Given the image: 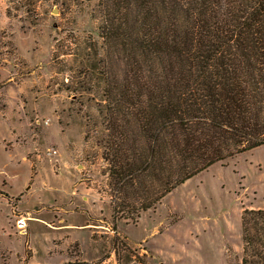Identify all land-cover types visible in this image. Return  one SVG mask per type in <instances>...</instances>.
I'll list each match as a JSON object with an SVG mask.
<instances>
[{"label": "rangeland", "instance_id": "rangeland-1", "mask_svg": "<svg viewBox=\"0 0 264 264\" xmlns=\"http://www.w3.org/2000/svg\"><path fill=\"white\" fill-rule=\"evenodd\" d=\"M6 2L4 13L11 21L6 25L0 21L1 54L7 59L0 64L18 67L15 75L10 73L12 66L5 70L7 91L9 96L28 97L36 134L27 151L28 163L22 155L27 143L9 147L3 141L9 128L1 126L0 181L7 178L12 194L23 187L29 172L35 184L25 194L2 196L20 211H33L34 217L45 212L58 217L72 212L76 217L84 213L88 195L104 211L100 216L110 229L97 236L102 242L99 259L77 257L62 264H242L241 216L245 208H264V145L212 164L144 211L137 222L119 218L115 226L107 219L114 191L102 145L109 132L106 110L102 111L107 100L103 77L110 73L113 60L102 57L99 0ZM10 26L27 35L32 31L33 38L25 39L37 51L33 69L19 57ZM23 47L30 55L26 43ZM37 117L48 123L38 124ZM53 149L57 153L49 155ZM12 210L11 204H0V264H35L30 238L42 249L36 256L46 258L44 240L50 234V245L52 238L59 242L54 230L63 220L52 218L48 226L30 220L28 233L23 234L13 223ZM71 251L81 252L78 242ZM48 259L57 262L60 256Z\"/></svg>", "mask_w": 264, "mask_h": 264}, {"label": "trees", "instance_id": "trees-1", "mask_svg": "<svg viewBox=\"0 0 264 264\" xmlns=\"http://www.w3.org/2000/svg\"><path fill=\"white\" fill-rule=\"evenodd\" d=\"M98 6L103 61L113 60L102 145L116 226L212 164L264 145V0ZM241 224L242 264H264V208H245Z\"/></svg>", "mask_w": 264, "mask_h": 264}, {"label": "crops", "instance_id": "crops-1", "mask_svg": "<svg viewBox=\"0 0 264 264\" xmlns=\"http://www.w3.org/2000/svg\"><path fill=\"white\" fill-rule=\"evenodd\" d=\"M0 21H3L5 25L7 23L10 24L9 22L11 21V18L8 15H5L4 13V4L2 2L0 5ZM11 29L19 57L22 58L28 68L33 69V66L36 65L37 62V51L34 50L33 46L30 47L32 41L29 42V40L25 39H28V37L33 38L32 31L31 34L28 33L27 35L26 31L16 26H10V30ZM25 43L28 49L30 50V55H26L22 50L24 48L23 45L25 46ZM0 46V51L1 53H3L4 50L2 49V45ZM4 55H0L1 60H7ZM9 66H12V69H10V73L15 75L17 73L18 67L13 64ZM9 66L4 65L3 63L0 64V100H3V102H5L4 104L2 103V105L0 106V129L3 125L9 128L10 135H3V141L6 142L9 147H24L22 144L27 143L25 145V150L22 155L23 158L28 163H30V159L27 157V153L29 152L28 150L33 147V139L34 135L36 134L34 127L31 125V117L33 115V110H31L27 104V96H9L5 80V76H7L5 70ZM27 137L29 139H27ZM35 179L37 180V176ZM8 184L9 182L6 177H4V179L0 181V204L6 207H9L10 203L6 201L5 198L2 196L4 194L2 192H7L9 195H19L21 193L25 194L32 189L35 183H31V173L29 172L25 184L19 190L18 193H10V189L8 190ZM29 186H31V188H29ZM86 188L88 191L93 190L92 187L86 186ZM20 206L23 207L22 203L20 204ZM84 206V213L82 214L81 212V214L76 217H72L75 216L72 212H66L63 217L49 215L45 212L43 213V216H35L34 218L36 219H31L40 221L46 226H48L47 224L50 223V219L52 218H54L55 222L60 220H63L64 222L54 230L55 236L58 237L59 242H55V238H52L53 244L50 245V234L48 235V239L44 240V244L46 246L44 252L48 255L46 258H38L36 256L37 252H42V249L35 248L32 239L30 238V247L32 248V259L34 258L36 260L35 264H62L63 262L73 260L77 257H81L83 260L86 261H93L101 257L102 242L100 238L98 239L97 236L98 234L102 233L104 229L109 231L110 229L107 225L108 223L103 222V218L100 216L102 215V213H104V211H102V209L98 205H95L92 201H90L88 195L84 196ZM40 212L41 210H39L37 214H39ZM107 219H113L112 205L111 208H109V211L107 212ZM85 235L86 237H84ZM75 242H78L80 245V253H73L71 251V246ZM57 255L60 256V259L57 262H53L48 259L50 256Z\"/></svg>", "mask_w": 264, "mask_h": 264}, {"label": "built area", "instance_id": "built-area-1", "mask_svg": "<svg viewBox=\"0 0 264 264\" xmlns=\"http://www.w3.org/2000/svg\"><path fill=\"white\" fill-rule=\"evenodd\" d=\"M0 2H2L3 4H6L7 5L6 0H0ZM1 30H0V36H2V34H3V31H1ZM0 50H1V46H0ZM5 51H7V50H5ZM0 55H1V51H0ZM42 121L44 123H48V120H46L44 118H42V119L39 118V117L36 118V122L38 124H41ZM56 153H57V150L56 149H53V150H49L48 151V154L49 155H53V154H56ZM8 202L10 203V201H8ZM10 204H11V206L13 208L12 215H11L12 216V220L14 221L13 223L15 224V226L17 227V229L21 233L27 234L28 233V228H29V221L32 218H34L33 211H30V210L20 211V210H18V209L15 208L14 203H10Z\"/></svg>", "mask_w": 264, "mask_h": 264}]
</instances>
